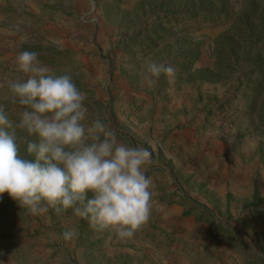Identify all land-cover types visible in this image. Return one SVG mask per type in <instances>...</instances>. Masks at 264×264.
Here are the masks:
<instances>
[{
    "label": "rangeland",
    "instance_id": "374dc122",
    "mask_svg": "<svg viewBox=\"0 0 264 264\" xmlns=\"http://www.w3.org/2000/svg\"><path fill=\"white\" fill-rule=\"evenodd\" d=\"M26 50L86 93V123L152 152L153 214L122 240L72 209L33 215L5 193L0 264H264V0H0V106L25 156L35 137L15 128L22 108L7 82L24 78ZM147 57L175 78L148 83ZM183 130L226 167L213 185L189 177L177 142L166 143ZM173 202L204 228L161 223Z\"/></svg>",
    "mask_w": 264,
    "mask_h": 264
},
{
    "label": "clouds",
    "instance_id": "9594fccd",
    "mask_svg": "<svg viewBox=\"0 0 264 264\" xmlns=\"http://www.w3.org/2000/svg\"><path fill=\"white\" fill-rule=\"evenodd\" d=\"M16 64L24 78L7 82L11 102L22 108L15 128L35 140L21 155L15 131H9L13 122L0 106V197L7 193L33 215L72 209L96 230L132 239L153 210V181L147 175L152 152L119 142L99 119L86 123L87 96L70 74H52L34 51L20 52ZM143 68L150 84L161 75L175 78L171 65L151 57Z\"/></svg>",
    "mask_w": 264,
    "mask_h": 264
},
{
    "label": "crops",
    "instance_id": "0c3cea01",
    "mask_svg": "<svg viewBox=\"0 0 264 264\" xmlns=\"http://www.w3.org/2000/svg\"><path fill=\"white\" fill-rule=\"evenodd\" d=\"M177 136L178 137H176L174 140L172 139L173 137H169L168 140H166V143H169L170 141L177 142V147L181 151L184 160L189 163L186 165L188 167L184 171L188 172L187 174L189 177L192 179H198V172H202L205 174V179L211 183V185H213V183H215L213 179L214 177L220 178L227 174L226 167H214L212 164L214 158H212L208 153H203L199 149L191 146V144L194 143V138L191 136V132L189 130H183L181 131L180 135ZM215 172L219 173V176H216ZM188 209L189 206L183 204L182 202H173L169 205L161 207L157 218L161 221V223L165 221V223L171 224L173 226L175 225L181 230H192L194 228L203 229L205 225L202 222L195 221L197 218L196 215H183V213ZM210 212L212 213V210H210Z\"/></svg>",
    "mask_w": 264,
    "mask_h": 264
},
{
    "label": "trees",
    "instance_id": "16d2710c",
    "mask_svg": "<svg viewBox=\"0 0 264 264\" xmlns=\"http://www.w3.org/2000/svg\"><path fill=\"white\" fill-rule=\"evenodd\" d=\"M190 213H191V209H188V210H186V211L184 212L185 215L190 214ZM198 218H199V217H198Z\"/></svg>",
    "mask_w": 264,
    "mask_h": 264
}]
</instances>
